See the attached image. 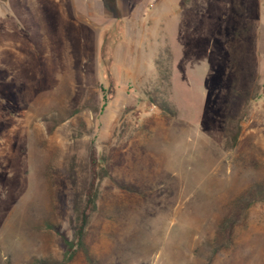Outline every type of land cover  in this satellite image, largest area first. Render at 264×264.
<instances>
[{
	"label": "rangeland",
	"instance_id": "obj_1",
	"mask_svg": "<svg viewBox=\"0 0 264 264\" xmlns=\"http://www.w3.org/2000/svg\"><path fill=\"white\" fill-rule=\"evenodd\" d=\"M24 1L0 16V264H59L87 190L64 264H264V0Z\"/></svg>",
	"mask_w": 264,
	"mask_h": 264
},
{
	"label": "trees",
	"instance_id": "obj_2",
	"mask_svg": "<svg viewBox=\"0 0 264 264\" xmlns=\"http://www.w3.org/2000/svg\"><path fill=\"white\" fill-rule=\"evenodd\" d=\"M161 110L168 112V107L166 104L158 106ZM240 127L238 122L234 120L232 114H228L226 117V125H225V147L229 150L233 149L236 145L237 138L239 135ZM85 205L80 207L78 204L74 208L75 214V228H74V240L68 241L65 240V251L63 253L62 260L59 264H64L72 260L73 256L78 247H83L82 238L84 235V231L89 222V218L91 216V212L94 211V200L90 196V191L87 190L85 194ZM237 221L232 219H226L222 223V228L226 227L228 234L231 232V227ZM221 228V229H222ZM46 264V263H41Z\"/></svg>",
	"mask_w": 264,
	"mask_h": 264
},
{
	"label": "crops",
	"instance_id": "obj_3",
	"mask_svg": "<svg viewBox=\"0 0 264 264\" xmlns=\"http://www.w3.org/2000/svg\"><path fill=\"white\" fill-rule=\"evenodd\" d=\"M16 1H21L22 4L19 6L15 5ZM75 0H35L39 8H45L47 13L55 15H66L74 12ZM19 8L33 9L30 1L25 2L24 0H0V11L1 15H11L15 14L14 11H18ZM14 9V10H13Z\"/></svg>",
	"mask_w": 264,
	"mask_h": 264
}]
</instances>
